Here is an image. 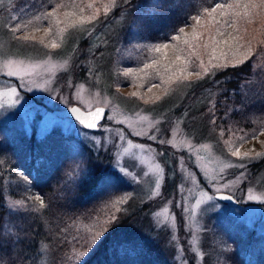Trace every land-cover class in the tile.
Here are the masks:
<instances>
[{"label":"trees","instance_id":"trees-1","mask_svg":"<svg viewBox=\"0 0 264 264\" xmlns=\"http://www.w3.org/2000/svg\"><path fill=\"white\" fill-rule=\"evenodd\" d=\"M52 1L11 0L9 4L17 8L28 2L46 5ZM75 1L87 6L86 0ZM95 4L98 14L92 7L89 16L95 15L101 24L95 26L94 33L82 34L76 44H69L73 52L67 68L57 73L58 83L70 77L91 84L96 64L102 63L111 73L112 85L130 82L141 89L167 65L145 68L142 55L150 50L148 40L163 39L162 32L170 29V23L184 24L195 11L188 9L195 7L194 0H116L115 7L111 0H97ZM113 16L119 17L117 21L112 22ZM106 22H112L107 39L98 32ZM133 44L140 48L135 59L134 54L124 56V48ZM256 48L240 60L243 63L226 67H217L224 65L222 62L204 66L194 58L200 76L192 80L184 96H161L160 102L167 103V116H183L196 139L209 137L222 143L264 127V93H258L255 79L258 44ZM204 67L210 70L205 72ZM160 158L165 166L161 193L165 199L177 189L178 170L163 154ZM113 159L111 147L95 149L83 138L59 128L38 136L35 129L28 133L0 123V264H80L81 260L82 264H178L169 230L156 228L151 217L159 200L143 199L136 186L119 178ZM247 167L248 180L242 185L264 184V156ZM85 169L90 175L82 183ZM101 176L107 178V184L100 181ZM36 196L43 199V206ZM112 215L117 221L109 224L106 221ZM178 218L180 234L184 235L181 213ZM227 218V222L219 218L203 230L205 264H264V233ZM105 228L108 231L93 247L92 234ZM184 236L187 257L194 264Z\"/></svg>","mask_w":264,"mask_h":264},{"label":"rangeland","instance_id":"rangeland-1","mask_svg":"<svg viewBox=\"0 0 264 264\" xmlns=\"http://www.w3.org/2000/svg\"><path fill=\"white\" fill-rule=\"evenodd\" d=\"M10 1L0 0V123L21 128L28 133L35 129L38 136L59 128L83 138L95 149L111 147L114 153L113 168L117 176L136 186L143 199L154 197L159 200L151 217L156 228L165 227L169 230V239L176 247L178 264H190L182 242L184 235L194 257V264H205L202 233L219 218L225 223L229 220L227 216H231L239 226L264 233V184L242 185V182L248 180V163L264 156H257L264 154V127L252 135L225 140L226 144L209 137L196 139L185 126L183 116L168 117L167 103L160 102L162 95L170 99L172 95L178 94L177 98L181 99L185 89L192 86V80L196 78L194 73L201 71L197 63L193 62L194 58L203 61L204 66L219 62L224 65L234 64L254 52L257 44L258 60L254 64L258 69V77L255 79L258 82V93H264V78L260 76H264V50L259 49L264 48V6L259 5V0L256 7L248 9L242 5L234 9L225 8L224 15H221V9H217L213 14L214 19L204 13V9L215 7L217 3L227 5L233 3V0H194L195 7H188L195 10L191 20L181 25L170 23V29L162 32L163 39L156 37L148 40L150 50L142 55V64L167 65L161 72L155 73L149 84L141 89L130 82L112 85L111 73L102 63L96 64L95 78L91 84L74 81L70 77L63 80V83L57 82V73L67 68L73 52L69 44H76L82 34L94 33L95 26L101 24L97 17L80 22V17H89L93 8L95 15L98 14L95 4L97 0H86L87 6L75 0H59L58 3L53 0L46 5L28 2L17 8H13ZM57 4L61 7L56 9L55 15L48 19L41 16L42 13L52 12ZM89 4L92 6L89 7ZM237 11L239 17L236 16ZM197 15L200 16L198 22L193 19ZM37 16L41 18L35 19ZM118 18L113 16L112 22ZM29 20L32 23L29 24ZM73 21L76 23L73 24ZM233 21H236L235 30L231 27ZM112 22H106L102 30L98 29L101 36H107L106 39L107 34H111ZM17 24L21 25L22 30L14 34L12 28ZM49 28L51 31H46ZM180 28H184V33L179 31ZM61 29L64 31L61 32ZM228 33L238 39H229L228 44H225ZM24 35L36 39L18 38ZM174 36H179V39L173 40ZM53 42L58 47L53 48ZM164 44L169 47L155 51L156 46ZM124 50V56L134 54L135 59L140 48L135 44ZM124 56L122 58L125 60ZM189 73L193 75L189 76ZM21 84L23 87H19ZM152 84L159 86L149 91ZM12 87H17V94L9 91ZM17 99L18 102L13 103ZM73 103L86 109L98 104L107 106V116L97 131L83 127L69 116L53 112L54 108L68 107ZM121 135L124 139H120ZM152 136L156 138L151 139ZM138 144L145 147H135ZM236 149H239L240 156L231 154ZM245 152L250 155L244 156ZM160 154L178 170L177 189L165 199H161L165 166ZM225 164L232 166L225 168ZM123 168L128 169L127 175L121 171ZM188 172L193 178L185 179ZM213 177L215 186L212 183ZM229 181L232 182L230 187L221 191L230 192L235 200L225 202L216 198L214 201L197 204L198 199L202 200L201 190L208 191L211 188L209 194L215 195L216 187ZM249 195L257 198L250 200ZM179 213L183 218L184 235L180 234Z\"/></svg>","mask_w":264,"mask_h":264},{"label":"snow or ice","instance_id":"snow-or-ice-1","mask_svg":"<svg viewBox=\"0 0 264 264\" xmlns=\"http://www.w3.org/2000/svg\"><path fill=\"white\" fill-rule=\"evenodd\" d=\"M125 2H127V0H125ZM111 5L113 7L116 6V0H111ZM243 6L245 9H248L250 7H256L257 6V0H233V3H229L227 5L225 4H222V3H217L215 5V7H212V8H205L204 9V13H207L210 17H212L213 19L215 18L213 14H215L217 12V9H221V15H224L225 13L223 12V10L225 8L227 9H234V8H239L240 6ZM259 5L261 6H264V0H259ZM89 7H91L92 5L89 4L88 5ZM61 5L57 4L52 12L50 13H42L41 16L45 19H48L49 17L53 16L56 14V9L60 8ZM81 11H83V9H81ZM97 11H99L97 9ZM109 11V8L106 6L105 7V13H107ZM65 15H72L71 13H65ZM41 16H37L35 17V19H40ZM236 16L239 17L240 16V13L237 11L236 12ZM13 19H15V17H13ZM93 20L95 19V15H92V16H89V17H83L81 16L80 17V22L83 23L85 20ZM193 19H195L197 22L200 20V16L197 15L196 17H193ZM28 23H32L31 20L28 21ZM76 22L73 21V24H75ZM227 23V22H226ZM26 26V25H25ZM231 27L235 30L236 29V21H233V23L231 24ZM22 30V27L20 24H17L14 28H12V32L15 34L17 32H20ZM46 31L50 32L51 31V28L47 29ZM61 32H63L64 30L61 29L60 30ZM179 31L181 33H184V28H180ZM219 31V30H217ZM185 35H187L185 33ZM20 39H23V40H28V39H33L35 40L36 38L34 36L32 37H29L28 35H24L22 37H18ZM173 40H178L179 39V36H174L172 37ZM230 40H237L238 37L236 36H233L232 33H228V39L224 40V43L225 44H228V41ZM187 42V41H186ZM216 43H219V41H217ZM53 48H56L58 47V45L53 42L52 45H51ZM208 45H205V47H207ZM169 46L167 44H164V45H158L156 46L155 48V51L159 52L162 48H168ZM191 47V46H190ZM177 60L179 59V57L176 58ZM245 59H247V57H245ZM153 63H156L155 61ZM238 63H243V61H238ZM201 64H203V62L201 61ZM227 65H217V67H226ZM148 67H151V65H145V68H148ZM205 72H208L210 69L207 68V67H204L203 69ZM127 71L131 72L132 70L131 69H128ZM183 71V70H181ZM9 75H13L14 73H8ZM193 75L192 73H189V76ZM194 75L196 77H199L200 76V73L199 72H196L194 73ZM188 77H185V79H187ZM159 85H156V84H152L151 87L149 88V91H151V88L152 87H158ZM19 87H23V84L19 85ZM10 92H12L13 94H17V87H12L9 89ZM133 95H136V93H133ZM157 99H159V97H157ZM18 102V99L13 101V103H17ZM70 111L73 113V114H78V115H75V118L78 120V122L85 128L87 129H92V128H96L97 127V120L98 118L101 117L102 114L105 113V110L104 108L102 107H97L95 108V111H88L87 113H83L80 111L79 108H76V107H73L70 109ZM108 119H111V117H108ZM140 133H137V135H139ZM145 135H147V133H145ZM151 139H155L156 137L155 136H152L150 137ZM120 139H124L123 135L120 136ZM165 141H161V143H164ZM97 143H99V141H97ZM129 144H131V141H129ZM135 147L137 148H144L145 146L144 145H135ZM125 151H127V149H125ZM233 156H240L241 153L239 151V149H236L235 151H233L231 153ZM244 156H249L250 154L248 152H245L243 153ZM259 155H264V154H257V156ZM37 163H39V161H37ZM181 164L183 166V161H181ZM232 165H228V164H225L224 167L225 168H228V167H231ZM241 167H243V165H241ZM122 172H124L125 175L128 174V169L127 168H123L121 170ZM221 171H223V169H221ZM21 175H23V173H21ZM90 175V172L89 170L85 169L84 170V177L81 179V182L83 183V179L87 178V176ZM145 175H148V173H145ZM189 178H193L192 174L190 172H188V174L185 176V179H189ZM100 181H104L105 184L108 183L107 181V178L105 176H101L100 177ZM99 183V181H98ZM212 183H213V186H215V177L212 178ZM231 181H229L228 183H225V184H221L219 187H216V192H220L221 189H227L230 187L231 185ZM157 187H159V181H157ZM212 189L209 188L208 191H203L201 190L200 192V196L202 197V200L201 199H198L197 200V204H200L202 202H205V201H214L216 199L215 195H210L209 192H211ZM221 199H224V200H231L233 199V197L231 195H227V196H221L220 197ZM257 197H254L252 195H249L248 196V199H256ZM36 200L40 201V204L41 206L44 205V201L43 199L40 197V196H36L35 197ZM117 211H119V209H117ZM117 221V217L115 215H112L110 217V219L108 221H106L107 223L109 224H114L115 222ZM96 223H100L99 220L96 221ZM108 229L105 228L103 232H100L99 234H95L93 233V239H92V246L94 247L96 242L100 240V238L102 236H104V232H107ZM117 243L119 244H128L129 242L128 241H118ZM88 251H91V249L89 248ZM85 255H87V252L85 253ZM84 260H81L80 264H82Z\"/></svg>","mask_w":264,"mask_h":264},{"label":"water","instance_id":"water-1","mask_svg":"<svg viewBox=\"0 0 264 264\" xmlns=\"http://www.w3.org/2000/svg\"><path fill=\"white\" fill-rule=\"evenodd\" d=\"M73 107L79 108L80 111L83 112V113H87L88 111H95V108H97V107L104 108L105 113L102 114L100 118H98V120H97V127L96 128H92V129H89V130H98L99 129V126H100V123L106 118L107 112H108V108H107L106 105L98 104V105L93 106L92 108L86 109V108L82 107L81 105H79L77 103H73L70 106L64 107V108H54L53 109V112L55 114H57V115H60V116H69V117L77 120L75 118V115H78V114H73L70 111V109L73 108ZM227 195H231L233 197V199H231V200H224V199H221L220 198L221 196H227ZM215 196H216V198H218V199H220L222 201H225V202H229V201L235 200L234 196L230 192H227V191L216 192L215 193Z\"/></svg>","mask_w":264,"mask_h":264}]
</instances>
